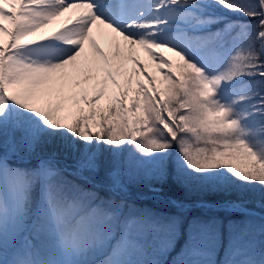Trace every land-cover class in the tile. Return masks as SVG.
I'll use <instances>...</instances> for the list:
<instances>
[{
    "label": "snow or ice",
    "instance_id": "obj_1",
    "mask_svg": "<svg viewBox=\"0 0 264 264\" xmlns=\"http://www.w3.org/2000/svg\"><path fill=\"white\" fill-rule=\"evenodd\" d=\"M94 29L113 36L111 57ZM88 41L98 59L84 55ZM138 50L157 62L159 82ZM80 73L78 88L102 75L91 95L69 90ZM125 144L148 159L135 171L113 159L108 183H97L105 149L115 157ZM61 154L71 162L61 166ZM169 162L178 181L195 173L223 184L230 174L264 186V0H0V264H167L184 219L116 197L125 177L145 168V179L163 180ZM238 227L229 222L218 261L220 222L188 220L171 264H264V247Z\"/></svg>",
    "mask_w": 264,
    "mask_h": 264
},
{
    "label": "trees",
    "instance_id": "obj_2",
    "mask_svg": "<svg viewBox=\"0 0 264 264\" xmlns=\"http://www.w3.org/2000/svg\"><path fill=\"white\" fill-rule=\"evenodd\" d=\"M134 147L130 145V165H134V167H138V162L144 161L148 158L143 157L140 153L133 150ZM117 156V157H116ZM115 157L113 154L105 149L104 155L101 157V162L104 164L106 161H112L115 159L117 162L119 160V155L117 154ZM58 158H64L63 154H61ZM130 168V167H128ZM140 172L146 171L145 168H140ZM193 179L187 181H178L174 179L175 176V165L169 162L168 164V175L163 180L156 179H148L147 185L142 191L149 190V187L155 186L161 189L165 196H172L178 201H188V202H203V203H234L239 202L242 205L254 209L261 214H264V186L259 184H247L244 182H240L236 180V178L231 177L229 174V178L224 181L223 184H218L215 182L204 181L200 174H191ZM81 184V182H79ZM85 188L92 190V188L85 184L83 185ZM129 186H131L129 184ZM133 189L141 190L136 188L135 186H131ZM94 191V190H93ZM99 195L102 197H109V194H106L102 191H98ZM119 201V198H116ZM136 205H140L138 209L143 210L147 213H151L155 217H159L161 213H164V217L167 218L173 215L181 216L185 224L181 226V236L176 240L174 251L172 250L167 254V264H171V261L174 257L179 256L181 250L184 245V241L186 240V223L188 220L192 218H198L202 221H209L215 219L220 222L222 226V235L224 238V242H227V238L229 236L228 232V224L230 221L235 222L239 227V229L248 228L250 235L246 237L247 240H251L256 244V248L260 249L264 247V217L259 214L252 213L251 215H246L243 212L238 211H229L227 209H219V210H208L204 211L200 207H194L188 211H180L176 210L173 207L168 208L167 210L164 207H154V205L149 204L147 202L143 203H134ZM153 207V208H152ZM225 243L222 245V249L225 248ZM220 258L217 260H221L222 251L220 254ZM98 259H103L102 256H97ZM96 258V257H95ZM150 258V257H149ZM160 259H164L160 257Z\"/></svg>",
    "mask_w": 264,
    "mask_h": 264
},
{
    "label": "rangeland",
    "instance_id": "obj_3",
    "mask_svg": "<svg viewBox=\"0 0 264 264\" xmlns=\"http://www.w3.org/2000/svg\"><path fill=\"white\" fill-rule=\"evenodd\" d=\"M232 19H239V20H243V21H246L247 22V18L246 17H231ZM175 59V58H174ZM138 79L140 80H143V77H139ZM156 79H157V82H159L161 79H162V73L159 72L158 75L156 76ZM146 83V81H144ZM133 88H135V82L133 83ZM107 97L101 101V106H104L107 104ZM135 150V149H133ZM136 151V150H135ZM118 155L120 156L119 157V160H118V163L121 167V170L123 171L124 169L130 167L132 170H137L136 167H134V165H130V162H129V158L130 157V145L129 144H125L124 146H122V151L120 153H118ZM117 157V156H116ZM71 161L70 160H65V159H62V158H58V163L63 166L64 163H70ZM34 163V162H33ZM111 163V160L108 161L107 163H103L102 162V168H101V171L100 173L95 177V181L97 183H108L107 181V176H106V172L108 170V167H109V164ZM144 172V170H143ZM143 172H141V175L139 177V179H134V180H131V181H128L127 177H125V184H126V187H127V193H120V195H118L116 198H119L120 200L123 199L126 203V205H132L134 206L135 209H138V207H140V205H136L134 203H143V202H147L149 204H152L154 205V207H164L165 210H167L168 208L170 207H173L174 209L176 210H179L175 204L171 203L170 201H176L178 202L179 204H182V205H188L189 207L187 208L186 211L188 210H191L192 208L194 207H197V205L199 204H206V205H211L212 207H207V208H202L204 211H208V210H219V209H225L223 207H216V206H222V205H225L227 203L223 202V203H194V202H186V201H178V200H174V199H171V198H167L162 191L158 192V193H155V192H152L150 190H145V191H142L145 189V186L147 185V182H148V179H145L144 178V175H143ZM68 179L70 180H75L74 177H71L69 176ZM81 182V185H85L86 183H84L83 181H80V180H76V183H79ZM80 184V183H79ZM129 184L131 186H135L136 188H144V189H141V190H136V189H133L131 186H129ZM89 185V184H88ZM92 190L94 191H102L106 194H109L110 196L112 195L111 193L105 191L103 188L101 189H94L92 187V185H89ZM84 187V186H83ZM151 187H155V186H151ZM87 189V188H86ZM150 189V187H149ZM236 204H241V203H236ZM242 205V204H241ZM243 207L245 209L248 210L249 213H253V212H256V214H259L261 215L262 217H264V214H261L260 212L254 210V209H251V208H247L246 206L243 205ZM153 208V207H152ZM251 209V210H250ZM140 210V209H138ZM128 209L127 207L125 208V212H127ZM181 211V210H180ZM147 213V212H146ZM251 213V214H252ZM151 214V213H150ZM164 213H161L159 217H164ZM175 216V215H173ZM177 216V215H176ZM222 226L220 224V250H219V253L216 257V259L220 258V254H221V251H222V258H223V255H224V249L227 247L228 245V242H229V236L227 238V242H224V238H223V234L224 232H222ZM225 243L226 247L222 249V245ZM254 245L256 246V244L254 243ZM174 251V249H172V252ZM221 258V259H222ZM96 259H98V257H96Z\"/></svg>",
    "mask_w": 264,
    "mask_h": 264
},
{
    "label": "bare ground",
    "instance_id": "obj_4",
    "mask_svg": "<svg viewBox=\"0 0 264 264\" xmlns=\"http://www.w3.org/2000/svg\"><path fill=\"white\" fill-rule=\"evenodd\" d=\"M71 13H67L65 14L64 17H61L60 19L53 21L52 25L50 26L49 29H44L43 31L45 33H49L51 32L53 29H58L61 28L65 22L68 20V17L71 16ZM105 32H107V30H104ZM93 38L96 40L97 45L105 51V53L107 55H109L110 57L115 53L116 48H115V43H114V39L113 36H109V35H105V34H101L100 32H97L94 29L93 32ZM118 39V38H115ZM121 45H123V42L121 41ZM84 55L90 57V58H94V59H98V57H96L94 49L92 48V44L90 41L85 43V53ZM164 55L169 58V59H174V57L171 56L170 53H164ZM138 58L140 59V61L142 62V64L147 65V72L157 76L158 75V71L156 69V63L157 62H153L151 60H149V58L147 57V54L144 53L142 50H138ZM125 65H126V70L128 73H131L133 68L135 67L130 60H126L125 61ZM91 75V79L89 81L88 84H81V86L75 87V80L79 79L80 81H83L85 78V74L84 73H80L78 74V76L74 77L72 84L69 86V90L73 93H80L81 89L83 88H87L88 89V93L89 95L92 94L93 91V85H95L97 83V81L99 79H102V75L101 76H97L95 73L90 74ZM137 79V77H133V81L135 82V80ZM120 82L121 84L125 83V80L123 77L120 78ZM133 82V83H134ZM109 92L112 91V87L111 84H109ZM79 98V96L77 95V99Z\"/></svg>",
    "mask_w": 264,
    "mask_h": 264
}]
</instances>
